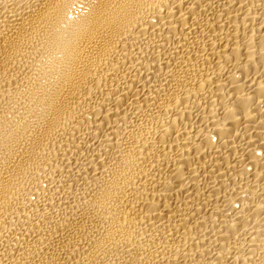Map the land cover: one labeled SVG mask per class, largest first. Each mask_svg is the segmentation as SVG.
<instances>
[{"label": "bare ground", "instance_id": "obj_1", "mask_svg": "<svg viewBox=\"0 0 264 264\" xmlns=\"http://www.w3.org/2000/svg\"><path fill=\"white\" fill-rule=\"evenodd\" d=\"M0 264H264V0H0Z\"/></svg>", "mask_w": 264, "mask_h": 264}]
</instances>
